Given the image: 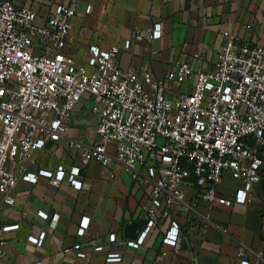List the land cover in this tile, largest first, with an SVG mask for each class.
I'll return each mask as SVG.
<instances>
[{"label": "built area", "instance_id": "1", "mask_svg": "<svg viewBox=\"0 0 264 264\" xmlns=\"http://www.w3.org/2000/svg\"><path fill=\"white\" fill-rule=\"evenodd\" d=\"M77 4L71 0L56 6L47 23L39 25L29 6L0 0V212L16 204L14 190L20 181L36 184L45 176L58 188L68 178L81 189L82 167L98 162L108 169L119 162L133 182L146 189L148 200L141 206L148 218L146 227L127 246L140 248L158 228L164 244L176 248L181 230L177 221H171V208L185 204V185L199 188L197 198L210 206L233 207L248 204L264 180V46L226 31L212 66L204 52H196L176 62L164 78L154 77L147 68L141 73L124 70L119 46L109 50L92 46L87 65H80L64 51ZM86 11L91 13L92 7ZM162 35L161 24L147 30L148 40ZM145 38L136 31L137 41ZM131 45L127 40L124 49ZM39 47L41 53L36 52ZM193 60L200 62L197 68ZM194 77L192 93L170 97L175 84ZM84 97L92 98V111L99 117L92 144L69 138L68 120ZM62 139H69L78 151L81 166L70 171L59 166L56 172L40 170L38 175L25 166L14 169L48 142ZM226 176L240 183L230 196L219 189ZM89 221L83 218L80 235ZM19 227H3L0 244L6 243L3 233ZM45 236L29 241L41 246ZM109 241L116 243V234ZM74 250L78 258L89 259L80 244ZM93 250L106 251L103 245ZM121 260L120 253H108V262ZM260 260L264 262L263 257Z\"/></svg>", "mask_w": 264, "mask_h": 264}, {"label": "crops", "instance_id": "2", "mask_svg": "<svg viewBox=\"0 0 264 264\" xmlns=\"http://www.w3.org/2000/svg\"><path fill=\"white\" fill-rule=\"evenodd\" d=\"M12 1L32 8L39 25L47 23L56 6L71 2ZM89 6L91 13L86 11ZM76 11L64 51L80 65H87L92 46L102 50L119 46L124 70L141 73L147 68L154 77L164 78L176 62L196 52H204L207 65L212 66L225 43L226 31L251 45L264 46V0H78ZM156 24L162 25L163 35L148 40L147 30ZM137 30L146 36L144 40L135 39ZM127 40L132 41L129 50L124 49ZM42 51V47L36 49ZM192 64L197 68L200 62L193 60ZM195 82L194 77L175 84L170 97L192 93ZM92 105V98L84 97L72 113L69 138L87 144L97 140L99 117ZM21 166L38 175L40 170L56 172L59 166L70 171L81 162L69 139H62L48 142L14 169L18 172ZM78 179L83 182L81 189L74 188L68 178L58 188L45 176H39L36 184L19 182L14 190L16 204L0 212V231L5 226H20L3 233L6 243L0 244V264H264L260 260L264 258V180L255 187L248 204L233 207L210 206L197 198L199 188L185 185V204L171 208V221H177L181 230L179 246L164 244L163 232L157 228L140 248H131L127 241L136 240L148 221L141 207L148 202L146 189L139 188L119 162L108 169L91 162L82 167ZM239 186L237 180L226 176L219 189L230 196ZM55 215L59 216L56 221ZM85 217L90 218L89 226L80 235ZM134 228L138 236L131 237ZM42 233L46 236L41 246L29 241ZM111 234H116V243L109 241ZM77 244L89 259L77 257ZM96 245H103L106 251L95 252ZM109 252L120 253L122 260L108 262Z\"/></svg>", "mask_w": 264, "mask_h": 264}, {"label": "water", "instance_id": "3", "mask_svg": "<svg viewBox=\"0 0 264 264\" xmlns=\"http://www.w3.org/2000/svg\"><path fill=\"white\" fill-rule=\"evenodd\" d=\"M133 231H134L135 234H132L131 237H136V236H138V232L136 231V228H134Z\"/></svg>", "mask_w": 264, "mask_h": 264}, {"label": "rangeland", "instance_id": "4", "mask_svg": "<svg viewBox=\"0 0 264 264\" xmlns=\"http://www.w3.org/2000/svg\"><path fill=\"white\" fill-rule=\"evenodd\" d=\"M160 142H162V140Z\"/></svg>", "mask_w": 264, "mask_h": 264}]
</instances>
